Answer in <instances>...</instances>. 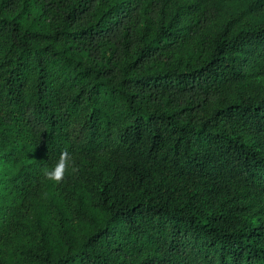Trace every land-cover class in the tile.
<instances>
[{"label": "trees", "instance_id": "obj_1", "mask_svg": "<svg viewBox=\"0 0 264 264\" xmlns=\"http://www.w3.org/2000/svg\"><path fill=\"white\" fill-rule=\"evenodd\" d=\"M216 1L0 0V264H264V0Z\"/></svg>", "mask_w": 264, "mask_h": 264}, {"label": "rangeland", "instance_id": "obj_2", "mask_svg": "<svg viewBox=\"0 0 264 264\" xmlns=\"http://www.w3.org/2000/svg\"><path fill=\"white\" fill-rule=\"evenodd\" d=\"M251 0H240L231 2H217L218 8L221 12L219 22L222 24L224 21H234L243 23L248 19L254 18V11L249 9Z\"/></svg>", "mask_w": 264, "mask_h": 264}, {"label": "clouds", "instance_id": "obj_3", "mask_svg": "<svg viewBox=\"0 0 264 264\" xmlns=\"http://www.w3.org/2000/svg\"><path fill=\"white\" fill-rule=\"evenodd\" d=\"M68 170H75L74 160L71 155L65 151L60 154L58 159L54 160L43 169V175L48 181L59 183Z\"/></svg>", "mask_w": 264, "mask_h": 264}]
</instances>
